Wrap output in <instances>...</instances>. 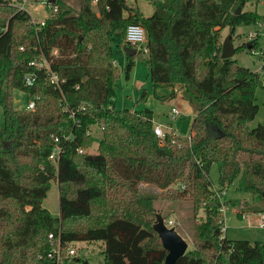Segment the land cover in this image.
<instances>
[{"label": "trees", "instance_id": "obj_1", "mask_svg": "<svg viewBox=\"0 0 264 264\" xmlns=\"http://www.w3.org/2000/svg\"><path fill=\"white\" fill-rule=\"evenodd\" d=\"M11 2L0 0V21L9 23L0 35V264H56L50 234L65 251L74 242H102L99 264H164L168 252L153 228L155 197L142 184L162 191L179 184L175 195L190 197L195 215L205 212L195 220L194 249L177 264H264V242L220 240L222 203L211 179L216 165L220 188L237 183V192L260 197L254 205L226 200L240 208L238 217L264 213V123L250 127L260 112L264 60L259 71L222 60L220 42L224 28L234 36L238 27L264 19L249 9L254 0H155L151 17L127 0H80L78 10L56 0L59 11L44 26ZM130 25L145 29L147 50L127 56L126 77L138 60L153 83L177 86L176 95L197 107L189 136L160 139L150 108L116 109L114 51L124 53ZM58 43L73 50L74 61L31 65L49 62ZM251 45L259 49V39ZM49 72L59 76V88ZM27 75L35 77L32 85L25 84ZM16 90L28 100L38 97L34 110L15 109ZM83 106L71 117L70 110ZM92 126L102 129L98 153H79L94 144ZM56 138L62 152L52 161ZM53 181L57 217L43 207Z\"/></svg>", "mask_w": 264, "mask_h": 264}, {"label": "rangeland", "instance_id": "obj_2", "mask_svg": "<svg viewBox=\"0 0 264 264\" xmlns=\"http://www.w3.org/2000/svg\"><path fill=\"white\" fill-rule=\"evenodd\" d=\"M74 10L80 8V0H65ZM155 0H127L129 7L138 8L144 15V17H151L155 12L154 6ZM26 12L29 16L38 23L50 18L51 9L48 5V0H27ZM264 12L263 7H258V13ZM2 23L0 22V33ZM252 27H238L233 36V42L235 48H239L246 44V35ZM230 34L229 28L222 30L223 39H226ZM59 44V43H58ZM54 48L49 64L51 62H72L75 60V54L72 49L63 48V44L60 43ZM259 49L264 50V32L259 39ZM115 61L116 67L119 70V79L117 82V98L116 109L123 110L129 109L131 111H140L145 108H150L154 112L155 122L161 123L164 126H170V129H165L167 132L176 133L181 136H189L191 133L192 123L196 116V104L194 102L183 99L179 94L175 97H169L171 85L155 84L148 76L147 67L140 61L136 60L132 68L129 78L125 75V67L127 64V56L125 53H121V50L115 49ZM238 64L251 71H259L262 66V58L252 54L248 47H244L242 50H238L233 57ZM47 62L44 63L46 65ZM172 91V90H171ZM148 93L147 101H141L144 93ZM172 96V95H171ZM258 104L260 106V112L256 119L251 122L250 127L256 128L259 124L264 123V90L259 88L257 90ZM14 107L17 110H24L29 103L27 95L20 90L14 91ZM172 107L177 108L181 115L177 120L172 121L169 112ZM4 113L3 107L0 105V127H4ZM94 144L86 149V153L96 154L98 153L99 142L102 139V131L98 126H92L91 128ZM211 179L213 185L220 188L218 167L214 165L211 170ZM179 184H175L170 191L166 193H160L156 191L155 186L144 187L141 185L143 193L151 194L155 197V206L157 214L163 216L169 226L174 227L181 237L188 244V251L194 249L193 234L195 220L202 221L205 218L204 210H200L198 215L194 214V205L190 197H177V192L180 189ZM237 183L227 188L226 200H240L242 203H248L254 205L253 197L247 193H239L236 190ZM158 190V189H157ZM43 207L47 209L53 216L57 217L60 214L59 208V188L56 181L52 182L51 189L47 194V197L43 201ZM230 210L227 213L226 237L229 240H247L252 244L255 242H264V230L258 229L248 225V219L245 215L238 217L237 213L240 210L237 206H229ZM255 219V216H252ZM249 220L253 223L254 220ZM156 221V220H155ZM169 221H172L170 224ZM168 226V227H169ZM76 250V256L72 257L68 264H76L75 258L84 259L91 264H99L104 260V244L102 242H74L72 243Z\"/></svg>", "mask_w": 264, "mask_h": 264}, {"label": "built area", "instance_id": "obj_3", "mask_svg": "<svg viewBox=\"0 0 264 264\" xmlns=\"http://www.w3.org/2000/svg\"><path fill=\"white\" fill-rule=\"evenodd\" d=\"M97 1L98 0H93V5H96ZM26 3H27V0H12V2H11V4L16 6L18 8V10L21 11V12H26ZM254 4L261 5V6L264 7V0H254ZM48 5H49V7L51 9V13H52V11L53 12H58L59 11V6L56 5V2L54 4H51V3L48 2ZM261 16H263V18H264V14L261 15ZM30 19H31V22L33 24H40L42 26L45 25L46 20H47L46 19V20L42 21L41 23H38L35 20H33L31 17H30ZM0 22L2 23L1 33H3L4 31H6L8 29V24L9 23L7 21L6 22L0 21ZM263 32H264V19L261 20V21L256 22V24H254L252 26V30L249 31L247 33V35H246V44H248V46L249 45L251 46V48H249L250 52H252V54L262 58V60H264V51L262 49L252 48L251 43L254 42L257 39H260L262 34H263ZM1 33H0V35H1ZM125 43L127 44V46L136 48L137 51H140V50H145L146 51L147 50L146 49L147 35H146L145 29L142 26H140V25H130L127 28V31H126ZM20 49L23 50L24 48L21 47ZM31 65H33V66L36 65L38 67L44 66L46 68H49V62L48 61H47L46 65H44V64L42 65V64H39V63H36V62H32ZM115 65H116V61H115ZM34 81H35V77L32 76V75H27L25 77V84L26 85H32L34 83ZM48 81L55 88H59L60 87L61 80H60L59 76L56 73L49 72ZM37 99H38V97L29 100V103L27 104V106H26V108L24 110H27V111L34 110L35 106H36V100ZM81 110L84 111L85 107L84 106L80 107L76 111L75 110H70L71 117L75 118L76 114L79 111H81ZM168 114H169L171 120L175 121L181 115V112L177 108L172 107V109L170 110V112ZM165 129H170V126L168 127V126H164L161 123H155L154 132L160 139H164L166 137V134L170 133L169 130L166 132ZM100 130L102 131L101 128H100ZM88 134L93 136L91 130L88 132ZM69 138H71V137H66L67 140ZM55 142H56V147H55V149L53 150V153L50 156V159L52 161H56V158H57L58 154L60 152H62V148H61V146L59 144L60 139L56 138ZM78 152L79 153H85L87 151L83 150V149H79ZM212 190L215 193V196L218 199H220V201L222 203V206L220 208V212L222 214L223 226H222V233H221V236H220V240H223L224 238H227L226 234H225L226 233L225 222L227 220V213L230 210V207L225 204V202H226L225 198L227 196V189L217 188V187H215L213 185L212 186ZM253 215L255 216V219H253V217H252ZM245 217L248 219V225L249 226H253V227H256L258 229L264 230V213H258V214L251 213L250 215H245L243 218H245ZM251 219L254 220L253 223H250L249 220H251ZM169 222H170V224H172V221H169ZM49 239L53 242V244H55V248H54V250L52 251V253L49 256L51 258L55 259L56 264H68L70 262V260L72 259V257L76 256V250L73 247V244L69 245L66 248V251H65L64 248H63V243H62L60 238L58 239V238H56L54 236V234H50L49 235Z\"/></svg>", "mask_w": 264, "mask_h": 264}, {"label": "water", "instance_id": "obj_4", "mask_svg": "<svg viewBox=\"0 0 264 264\" xmlns=\"http://www.w3.org/2000/svg\"><path fill=\"white\" fill-rule=\"evenodd\" d=\"M48 2L54 4L56 0H48ZM240 12L241 8H238L237 14ZM249 48H251L250 45L248 46V49ZM137 52L136 48L130 46L124 48L126 56H134ZM235 54L236 48L234 46L233 36L232 34H229L222 43L221 59H231ZM153 228L162 240L163 247L168 252L164 264H177L179 259L188 251L187 242L174 227L170 228L165 224V220L160 214H156V221Z\"/></svg>", "mask_w": 264, "mask_h": 264}, {"label": "crops", "instance_id": "obj_5", "mask_svg": "<svg viewBox=\"0 0 264 264\" xmlns=\"http://www.w3.org/2000/svg\"><path fill=\"white\" fill-rule=\"evenodd\" d=\"M259 6H261V5H257V4H253V6H250L249 7V9H252V10H254V11H256V12H258V7ZM261 7H263V6H261ZM263 10H264V7H263ZM264 14V12L262 13V14H260V15H263ZM225 39H223V36H222V31H221V39H220V42H221V45H222V43H223V41H224ZM263 50V49H262ZM264 51V50H263ZM126 55V54H125ZM133 66H134V64H135V61H133ZM148 76H149V74H148ZM177 89H178V87L177 86H172V88H170V92H172V96L170 95L169 97H167V98H171V97H175L176 96V92H177ZM172 90V91H171ZM147 93V92H146ZM147 97H148V93H147V96H146V98H145V102L147 101ZM154 121H155V117H154ZM156 123V122H155ZM145 188L146 187H149V185H146V184H142ZM156 189V191H160V193H163V192H167V191H162V190H160V189H158L157 190V188H155ZM252 199H254V202L253 203H258L259 201H260V197H255V198H252ZM199 221V220H198Z\"/></svg>", "mask_w": 264, "mask_h": 264}]
</instances>
